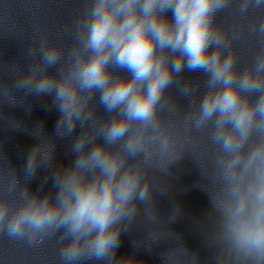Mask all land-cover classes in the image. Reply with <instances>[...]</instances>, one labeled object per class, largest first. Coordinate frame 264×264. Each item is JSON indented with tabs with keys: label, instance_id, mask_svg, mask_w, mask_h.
Wrapping results in <instances>:
<instances>
[{
	"label": "clouds",
	"instance_id": "1",
	"mask_svg": "<svg viewBox=\"0 0 264 264\" xmlns=\"http://www.w3.org/2000/svg\"><path fill=\"white\" fill-rule=\"evenodd\" d=\"M70 34L66 46L37 29L27 66H9L14 85L0 82L10 103L14 87L58 113L54 136L23 128L36 142L22 174L0 152V237L33 250L55 239L56 264H144L117 257L139 222L135 247L172 243L160 264H206L172 227L182 204L158 203L187 161L208 198L192 223L211 221L212 264H264V0H84ZM247 40L259 46L244 62Z\"/></svg>",
	"mask_w": 264,
	"mask_h": 264
}]
</instances>
